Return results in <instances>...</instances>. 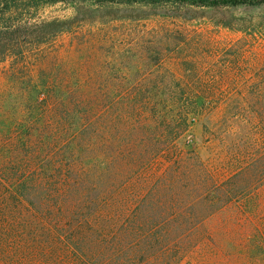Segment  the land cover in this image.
Wrapping results in <instances>:
<instances>
[{"label":"rangeland","instance_id":"obj_1","mask_svg":"<svg viewBox=\"0 0 264 264\" xmlns=\"http://www.w3.org/2000/svg\"><path fill=\"white\" fill-rule=\"evenodd\" d=\"M163 8L65 2L40 8L38 23L62 26L39 44L27 37L24 56L8 55L0 62V161L23 153H37L41 161L56 157L59 93L104 92L108 124L121 119L118 132L108 129L110 140L126 129L123 106L129 93L161 89L202 94L206 111L193 132L202 165H187L186 190L203 191L201 182L193 183L196 177L226 180L246 172L250 186L233 196L232 204L252 207L237 214L234 209L216 212L211 219L199 204L202 220L187 222L186 238L194 224L197 235L206 238L197 246L187 244L174 264H264V126L250 119L264 108V6L188 4L179 17L169 12L175 7ZM23 143L28 147H19ZM184 200L194 198L186 194ZM221 200L226 198L221 195ZM185 213L189 217L190 208ZM176 246L172 243L170 255ZM27 257L10 264H71L58 252L51 260L41 252ZM152 264H161L156 255Z\"/></svg>","mask_w":264,"mask_h":264},{"label":"trees","instance_id":"obj_2","mask_svg":"<svg viewBox=\"0 0 264 264\" xmlns=\"http://www.w3.org/2000/svg\"><path fill=\"white\" fill-rule=\"evenodd\" d=\"M60 2L154 10L173 6L169 11L173 17L188 4L264 6V0H0V62L8 55L24 56L27 37L39 44L47 41L46 35H55L62 24L38 23L37 12ZM75 95L56 94L53 160L23 153L0 161V257H5L0 261H27L31 252L51 260L58 252L71 264H152L155 255L161 264H174L187 244L197 246L206 238L197 235L195 224L186 238L187 222L202 220L197 216L199 204L211 219L216 212L234 209L237 214L252 207L232 204L233 196L250 186L246 172L226 180L196 177L193 183L201 182L203 191L186 190L187 165H202L193 134L206 111L202 94L161 89L129 93L123 106L126 129L113 140L108 139V129L113 126L118 132L121 119L108 124L106 94L92 90ZM74 99L79 102L71 103ZM250 119L262 128L264 108ZM186 194L195 201L186 202ZM172 243L177 244L175 255L169 254ZM8 250L13 254L6 256Z\"/></svg>","mask_w":264,"mask_h":264}]
</instances>
